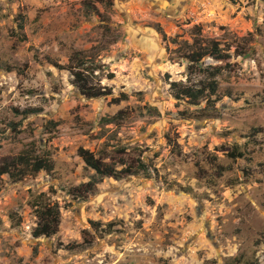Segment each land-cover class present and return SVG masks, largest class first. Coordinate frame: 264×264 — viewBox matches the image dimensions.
<instances>
[{
    "label": "rangeland",
    "instance_id": "374dc122",
    "mask_svg": "<svg viewBox=\"0 0 264 264\" xmlns=\"http://www.w3.org/2000/svg\"><path fill=\"white\" fill-rule=\"evenodd\" d=\"M212 41L230 58L190 74ZM210 66L213 107L174 98ZM22 155L54 170L0 175V264H264V0H0V167Z\"/></svg>",
    "mask_w": 264,
    "mask_h": 264
},
{
    "label": "trees",
    "instance_id": "16d2710c",
    "mask_svg": "<svg viewBox=\"0 0 264 264\" xmlns=\"http://www.w3.org/2000/svg\"><path fill=\"white\" fill-rule=\"evenodd\" d=\"M198 44H196L195 48L186 56V62L189 65L190 74L193 73V70L201 71V65H203L205 58L209 57L217 61H225L230 58V54L226 53L217 41H212L208 45H203L201 43ZM202 71L203 73L208 74L209 78L208 80L200 81L198 85H189L176 81L171 82L173 96L177 101L180 102L184 100L191 104H200L206 100L208 106L213 107L214 103L220 99L218 96L219 83L216 80V77L221 74V68L210 66ZM71 72L74 77V84L76 88L85 97L100 98L112 95L111 88L101 87L98 89L93 88V86H89V81L86 79L83 70H71ZM126 99L127 96L122 94L119 97H112L111 101L113 103H120ZM27 114L28 111L25 112V115ZM79 152L86 165L100 176H113L115 178H120L124 174L130 175L137 173V170H132L129 167L118 170L113 165L101 163L86 150L80 149ZM239 155L242 156L243 154L239 153ZM15 162L16 163H6L1 166L0 175L8 174L12 178L20 179L22 176L29 173H39L40 171L52 172L54 170L53 162L48 158H30L22 155L18 156V159H16ZM138 167L142 171L147 170V164L143 161L139 162ZM13 168L17 169V173H14L12 170ZM37 213L39 222L33 231V236L38 238L41 236L52 237L55 235L61 217L59 206L56 204H43L42 208L39 209ZM92 225H96V222H92Z\"/></svg>",
    "mask_w": 264,
    "mask_h": 264
}]
</instances>
